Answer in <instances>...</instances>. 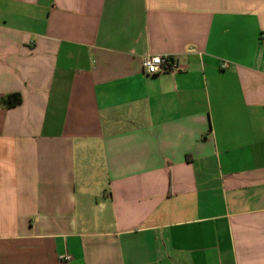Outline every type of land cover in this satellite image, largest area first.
Wrapping results in <instances>:
<instances>
[{
    "label": "crops",
    "instance_id": "0c3cea01",
    "mask_svg": "<svg viewBox=\"0 0 264 264\" xmlns=\"http://www.w3.org/2000/svg\"><path fill=\"white\" fill-rule=\"evenodd\" d=\"M0 264H264V0H0Z\"/></svg>",
    "mask_w": 264,
    "mask_h": 264
},
{
    "label": "built area",
    "instance_id": "2783aa9c",
    "mask_svg": "<svg viewBox=\"0 0 264 264\" xmlns=\"http://www.w3.org/2000/svg\"><path fill=\"white\" fill-rule=\"evenodd\" d=\"M143 71L146 75L155 76L160 74H172L183 72L185 68L176 62L172 57L166 55H150L142 63ZM226 65L222 66L225 69ZM71 256L66 254L60 257V262L67 263L71 261Z\"/></svg>",
    "mask_w": 264,
    "mask_h": 264
},
{
    "label": "trees",
    "instance_id": "16d2710c",
    "mask_svg": "<svg viewBox=\"0 0 264 264\" xmlns=\"http://www.w3.org/2000/svg\"><path fill=\"white\" fill-rule=\"evenodd\" d=\"M2 102L7 107H14V106H17L21 103V96L18 94L17 95H11V96H8L5 99H3Z\"/></svg>",
    "mask_w": 264,
    "mask_h": 264
}]
</instances>
